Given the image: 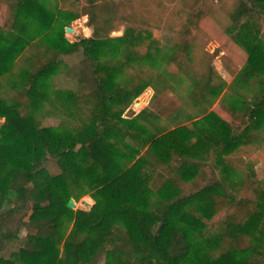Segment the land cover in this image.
I'll list each match as a JSON object with an SVG mask.
<instances>
[{"label":"trees","instance_id":"trees-1","mask_svg":"<svg viewBox=\"0 0 264 264\" xmlns=\"http://www.w3.org/2000/svg\"><path fill=\"white\" fill-rule=\"evenodd\" d=\"M2 1L9 30L0 25V76L15 64L18 81L0 97V222L15 220V230L4 234L24 231V239L0 264H264V179L229 155L264 146V0L232 3L226 31L248 56L223 92L209 62L199 73L189 64L205 12L198 0H182L184 19L173 28L169 57L191 80L183 102L194 113L191 126L169 130L147 109L123 116L147 87L152 99L173 90L156 68L153 42L139 50L151 38L139 27L151 19L133 0H79L66 18L86 15L92 33L76 41L64 37L60 21L59 31L30 39L24 16L49 29L56 18L39 0ZM120 22L130 25L111 37ZM74 54L65 75L92 100L88 122L74 130L40 126L35 111L48 98V81ZM132 65L147 79L120 85ZM52 159L57 173L47 169ZM84 195L93 199L88 209L67 207ZM232 203L234 214L212 221Z\"/></svg>","mask_w":264,"mask_h":264},{"label":"rangeland","instance_id":"rangeland-1","mask_svg":"<svg viewBox=\"0 0 264 264\" xmlns=\"http://www.w3.org/2000/svg\"><path fill=\"white\" fill-rule=\"evenodd\" d=\"M39 1L56 18V22L53 23L51 29L43 28L37 26L36 19L24 16L23 20L27 23L25 34L30 39H36L46 31L51 35L59 31V21L65 25L64 37L69 41H76L79 37L91 36L92 30L87 25L86 15L79 16L77 19L66 18L68 13L79 10V7L82 5L79 0ZM233 1L198 0V8L205 12V16L202 19V30L196 33L195 41L189 52L191 58L189 64L192 65L193 71L199 73L203 70L204 64L208 62L212 65L215 83L218 84L221 81L224 83L222 92L227 89L248 56L245 48L233 42L226 31V27L229 25L228 13L232 8ZM133 3L139 13L145 14L151 19L150 25L139 27L144 31L143 34L148 32L151 35V38L145 39L139 50L145 53L148 50L147 45L149 40L153 42L155 47H151L150 50L156 58V68L164 73L171 83L173 90H167L152 99L153 90L147 87L124 110L123 116L131 117L129 112H127L129 109L130 111H134V113L147 109L156 115L158 125L163 126L166 130L179 125L191 126L194 112L184 104L183 99L186 97L192 83L184 74L182 68L170 60L169 57L173 53V47H171L172 41L177 39L173 28L178 26L184 19V13L179 10L183 6L182 0H133ZM7 15V2L0 0V25L7 22ZM127 25L130 24L128 22H120L116 29L111 31L110 36L117 37L122 35ZM66 27L74 29V32H66ZM261 27V38L264 40V18ZM2 28L5 31L9 30L7 25H3ZM78 57L76 54L64 57V60L48 81V98L35 111V118L40 126L74 130L84 126L88 122L92 100L87 93L80 95L76 90L75 82L68 79L65 75L66 67L76 62ZM179 57L186 59V54L180 51ZM17 72L18 66L14 64L8 72L0 76V97L3 93L10 90L12 84L18 81ZM146 79L147 76L144 73V69L132 65L124 68L118 77V83L122 86L133 87ZM67 91L76 93V97L73 99L64 97L62 94ZM212 109L229 120V117L217 104H214ZM28 110L30 109L26 107L25 112ZM2 122L3 118H0V125ZM259 133L264 137V126L259 130ZM126 140L133 145H137L131 138H127ZM229 155L247 169H253L257 177L263 181L264 146L241 147ZM46 166L51 173L59 171L53 159L49 160ZM82 201L90 203V206L93 204V199L89 195H84L76 202L75 209H88L90 207L83 204ZM6 207L7 204L3 205V209ZM236 210V205L232 203L218 211L212 221L223 220L234 214ZM15 225V220H11L10 218H5L0 222V256L9 257L23 243L24 231H20L16 236L12 237H6L4 234L5 232L15 230ZM215 230L212 228L211 231Z\"/></svg>","mask_w":264,"mask_h":264},{"label":"water","instance_id":"water-1","mask_svg":"<svg viewBox=\"0 0 264 264\" xmlns=\"http://www.w3.org/2000/svg\"><path fill=\"white\" fill-rule=\"evenodd\" d=\"M65 31L66 32H74V30L70 27H66ZM82 203L87 205V206H90V203H88L86 201H82ZM75 206H76V201L73 198H71L67 203V207L70 209H75Z\"/></svg>","mask_w":264,"mask_h":264},{"label":"crops","instance_id":"crops-1","mask_svg":"<svg viewBox=\"0 0 264 264\" xmlns=\"http://www.w3.org/2000/svg\"><path fill=\"white\" fill-rule=\"evenodd\" d=\"M74 30V29H73Z\"/></svg>","mask_w":264,"mask_h":264}]
</instances>
